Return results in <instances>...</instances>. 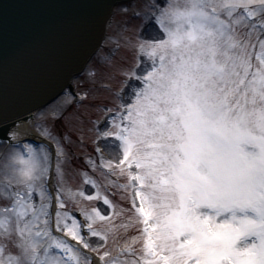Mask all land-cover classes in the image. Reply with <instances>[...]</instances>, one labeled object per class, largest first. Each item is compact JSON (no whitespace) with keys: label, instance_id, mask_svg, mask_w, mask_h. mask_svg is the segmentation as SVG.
Segmentation results:
<instances>
[{"label":"snow or ice","instance_id":"1","mask_svg":"<svg viewBox=\"0 0 264 264\" xmlns=\"http://www.w3.org/2000/svg\"><path fill=\"white\" fill-rule=\"evenodd\" d=\"M122 11L81 182L62 113L0 140V264H264V0Z\"/></svg>","mask_w":264,"mask_h":264},{"label":"water","instance_id":"2","mask_svg":"<svg viewBox=\"0 0 264 264\" xmlns=\"http://www.w3.org/2000/svg\"><path fill=\"white\" fill-rule=\"evenodd\" d=\"M107 3L0 0V123L36 109L67 83L97 46Z\"/></svg>","mask_w":264,"mask_h":264},{"label":"rangeland","instance_id":"3","mask_svg":"<svg viewBox=\"0 0 264 264\" xmlns=\"http://www.w3.org/2000/svg\"><path fill=\"white\" fill-rule=\"evenodd\" d=\"M127 3V2H126ZM126 3L119 4L112 16L105 39L98 53L91 60L86 70L75 76L71 84L74 87L75 96L66 90L56 101L34 112L28 119L31 128L42 137L41 132L44 127L53 124V115L63 114L62 118L55 121V131L57 133L68 132L72 136L71 164L69 167V179L73 184L81 182L80 170L86 166V156L94 153L95 145L93 144L92 134L88 133L83 143L78 141L79 129L85 123L95 118V106L106 103L110 100L111 94L109 89L102 87V82H109L115 85L116 81L109 80V74L112 69L105 67L110 59V53L116 43V34L119 33L128 19L122 7ZM130 25H137L139 21H128ZM131 54H128V59ZM118 62H124L117 57ZM89 93V98L80 102V96ZM71 97L76 99L68 104ZM43 138V137H42ZM107 155V153H106ZM111 158V157H109Z\"/></svg>","mask_w":264,"mask_h":264},{"label":"bare ground","instance_id":"4","mask_svg":"<svg viewBox=\"0 0 264 264\" xmlns=\"http://www.w3.org/2000/svg\"><path fill=\"white\" fill-rule=\"evenodd\" d=\"M115 7H117V5ZM32 113L33 111L30 113L22 114L19 117H16V118L0 123V131L3 133V137H5L9 131H12L15 128L20 131L22 138H28V139H33L35 141H41L42 137L37 135V133L31 128L29 120H28V117Z\"/></svg>","mask_w":264,"mask_h":264}]
</instances>
